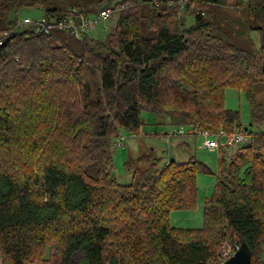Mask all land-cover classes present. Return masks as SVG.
Returning a JSON list of instances; mask_svg holds the SVG:
<instances>
[{"label":"trees","instance_id":"trees-1","mask_svg":"<svg viewBox=\"0 0 264 264\" xmlns=\"http://www.w3.org/2000/svg\"><path fill=\"white\" fill-rule=\"evenodd\" d=\"M58 1L0 0V264H210L225 245H245L250 264H264V104L254 93L264 91V0H188L190 27L168 6L176 0H97L113 4L114 30L78 54L15 29L22 10L66 13ZM86 1L71 8L96 13ZM226 4L263 31L258 50L235 47L208 18ZM226 89L245 94L251 126L263 129H244L250 141L230 157L218 150L203 227L171 228L169 214L195 206L196 178L211 170L142 156L125 163L133 183L122 185L108 171L113 141L140 136L142 113L210 134L241 131ZM100 163L108 168L87 173Z\"/></svg>","mask_w":264,"mask_h":264},{"label":"rangeland","instance_id":"rangeland-1","mask_svg":"<svg viewBox=\"0 0 264 264\" xmlns=\"http://www.w3.org/2000/svg\"><path fill=\"white\" fill-rule=\"evenodd\" d=\"M260 1L262 0H251V3L255 5ZM86 2L88 9L100 10V5L97 3V0H88ZM153 5V2L145 4V10H142L143 15H146L148 7H152ZM230 5L226 4L214 8L208 14V18L215 22L216 28L225 34L235 47L244 51L258 50L261 46L263 31L250 28L251 24L247 22L246 10H234ZM71 6L70 0H60L54 3L52 7L61 11H68ZM112 6L113 4L109 8L112 9ZM43 13V10L40 9L22 10L18 13L17 19L20 20L25 16L40 18ZM117 14V12H111L109 19L105 23L97 25L94 31L88 35V39L96 41L105 40L114 30ZM178 17L182 18L185 27H190L193 24V17L187 16L185 11L182 16ZM13 18L14 14L11 13L6 18V22L13 20ZM106 28L107 30H105ZM56 35L58 38L53 39V45H66L74 53L78 54L80 52L81 42L73 39L65 32L57 31ZM148 36L152 37V33H149ZM254 93L257 103L264 104V91L260 85L255 86ZM224 103L227 110L239 113L241 129H247L252 132L263 129L261 126H251L250 107L244 93H239L234 89H226L224 91ZM141 118L145 124L141 127V135L139 137L131 138L127 132L119 133L125 139L123 146L120 148H116L114 146L115 140L113 141V147L110 149L112 162L108 171L117 183L130 185L133 183V174L125 168V163L130 159L135 160L142 156L149 157L150 160L159 158V168L164 166L166 161L172 158L180 163L194 159L206 165L211 170V173H201L196 178L197 198L195 206L190 210H177L169 214V225L171 228L182 230L201 229L204 224L203 204L207 198L212 196L216 184L215 176L219 156L218 150L202 149L200 146L202 139L199 137H173L170 139V143L167 144L160 134L168 133L171 130L178 131V126L170 125L168 118L161 115L142 113ZM142 134H146L147 136H142ZM180 141H184V143L177 145ZM235 150L236 147L225 150L227 151V157H230ZM148 163L140 164L137 168L143 171L148 167ZM99 168L107 169L108 165L104 163L91 165L87 168V173L93 176ZM230 247V245H225V249H229Z\"/></svg>","mask_w":264,"mask_h":264},{"label":"built area","instance_id":"built-area-1","mask_svg":"<svg viewBox=\"0 0 264 264\" xmlns=\"http://www.w3.org/2000/svg\"><path fill=\"white\" fill-rule=\"evenodd\" d=\"M188 0L169 1V7H177L178 13L183 14L185 11V4ZM111 16L110 9H100L96 13H84L79 8H71L66 13L45 14L40 18H32L25 16L16 23L17 30L32 31L34 34H44L57 39L56 32L61 31L68 34L73 39L83 42L89 40L88 35L94 31L97 25L105 23ZM107 30V28L105 29ZM7 33H4L6 36ZM1 45V43H0ZM179 130H171L168 133L160 134L164 141L168 144L173 137L180 138H201V148L208 150L232 149L240 145H246L250 141V134L244 129L241 131H234L230 134L220 130L218 133L210 134L206 131H200L197 126L184 127L178 126ZM146 135V134H142ZM131 138L139 137L133 133H129ZM147 136V135H146ZM123 135L115 139L114 146L120 148L124 142ZM169 164L168 161H166ZM236 250L225 249L218 258L210 264H223Z\"/></svg>","mask_w":264,"mask_h":264},{"label":"water","instance_id":"water-1","mask_svg":"<svg viewBox=\"0 0 264 264\" xmlns=\"http://www.w3.org/2000/svg\"><path fill=\"white\" fill-rule=\"evenodd\" d=\"M175 161L173 158L170 162ZM250 252L245 245H241L223 264H250Z\"/></svg>","mask_w":264,"mask_h":264},{"label":"crops","instance_id":"crops-1","mask_svg":"<svg viewBox=\"0 0 264 264\" xmlns=\"http://www.w3.org/2000/svg\"><path fill=\"white\" fill-rule=\"evenodd\" d=\"M184 143V141H180V142H178V144L177 145H179V144H183ZM186 145V144H185Z\"/></svg>","mask_w":264,"mask_h":264}]
</instances>
